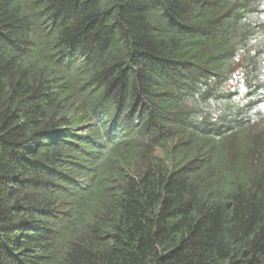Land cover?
<instances>
[{"label":"trees","instance_id":"1","mask_svg":"<svg viewBox=\"0 0 264 264\" xmlns=\"http://www.w3.org/2000/svg\"><path fill=\"white\" fill-rule=\"evenodd\" d=\"M262 97L264 0H0V264H264Z\"/></svg>","mask_w":264,"mask_h":264},{"label":"rangeland","instance_id":"2","mask_svg":"<svg viewBox=\"0 0 264 264\" xmlns=\"http://www.w3.org/2000/svg\"><path fill=\"white\" fill-rule=\"evenodd\" d=\"M260 130L264 131V113H263V120L261 122V124L258 127ZM264 148V146L262 147V149Z\"/></svg>","mask_w":264,"mask_h":264},{"label":"bare ground","instance_id":"3","mask_svg":"<svg viewBox=\"0 0 264 264\" xmlns=\"http://www.w3.org/2000/svg\"><path fill=\"white\" fill-rule=\"evenodd\" d=\"M75 130V128H72V131H74ZM79 135H81V134H79Z\"/></svg>","mask_w":264,"mask_h":264},{"label":"clouds","instance_id":"4","mask_svg":"<svg viewBox=\"0 0 264 264\" xmlns=\"http://www.w3.org/2000/svg\"><path fill=\"white\" fill-rule=\"evenodd\" d=\"M257 127H258V125H257Z\"/></svg>","mask_w":264,"mask_h":264}]
</instances>
